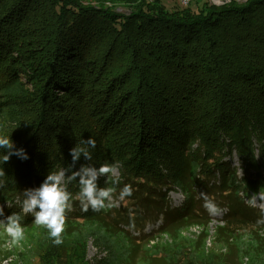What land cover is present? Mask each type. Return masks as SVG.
I'll return each mask as SVG.
<instances>
[{
    "label": "trees",
    "instance_id": "obj_1",
    "mask_svg": "<svg viewBox=\"0 0 264 264\" xmlns=\"http://www.w3.org/2000/svg\"><path fill=\"white\" fill-rule=\"evenodd\" d=\"M93 1L88 8L77 0H0V67L9 69L10 50H18L26 58L21 66L32 70L33 93L19 88L0 110L10 122L2 135L28 156L3 163L0 149V205L6 204L5 216H22L23 229L38 225L21 212L22 191L71 164L70 149L89 137L96 142L92 159L81 155L73 170L118 164L142 179L160 175L170 157L187 152L199 168L210 169L204 161L213 159L235 179L215 155L234 152L242 166L254 168L258 149L264 162V0L221 6L200 0L195 12L167 10L158 1L132 7L135 0ZM108 1L129 12L114 11ZM44 9L45 39L34 50L22 26ZM18 104L21 111L12 112ZM254 177L237 182L253 192L264 183ZM68 190L73 210L66 228L78 229L93 211H81L77 181ZM70 240L36 244L40 263L84 264L85 240Z\"/></svg>",
    "mask_w": 264,
    "mask_h": 264
},
{
    "label": "rangeland",
    "instance_id": "obj_2",
    "mask_svg": "<svg viewBox=\"0 0 264 264\" xmlns=\"http://www.w3.org/2000/svg\"><path fill=\"white\" fill-rule=\"evenodd\" d=\"M77 1L82 7L96 6L93 0ZM155 1L167 10L185 8L180 7L175 0H135L129 5L137 6L143 2L152 4ZM199 1L191 0L186 7L195 12L196 2ZM205 1L210 3V0ZM243 1L238 0L240 3ZM107 5L119 13L129 12L128 6L119 2L115 4L108 1ZM46 11L37 10L29 26H22L24 35L30 36L24 38L25 44L33 45L31 48L34 50L39 49L45 39ZM10 52V68L0 67V110L9 97L18 93L19 88L33 93L30 85L32 70L21 66V61L25 63L26 58L18 50ZM17 81L23 86L19 87ZM23 102L27 103L26 100ZM19 104L12 112L21 111ZM9 127L10 122L0 119V135L10 132ZM186 153L180 152L170 157L160 175L134 179L118 169L120 184L115 186L110 181L106 183V178L101 177L98 181L100 187L114 186L118 193L127 184L132 187V195L119 202L117 207L92 212L81 219L80 228H66L63 243L71 244L72 237L81 241L84 239V264H264V234L255 235L258 228L253 225L254 220L259 218V212L245 203L252 193L264 191V183L257 182L254 191L250 192L246 184L237 182L244 177L245 180H253L257 175L264 178V162L259 159L258 149H254L258 165L254 168L242 166L241 159L234 152L222 157L215 155L219 159L218 163H224L233 172L235 179L226 171L217 170L213 159L204 161L210 169L199 168L194 157ZM184 182L190 183L196 192L199 188L213 185L215 191L204 188V193L213 199L217 197L233 202L238 206L239 213L246 216V220L229 218L221 221V216L229 211L224 206H219V215L203 218L201 207L191 210L192 197L189 191L184 190ZM162 200L165 201L163 205ZM3 205L6 204L0 207ZM153 214L155 218L148 220V216ZM130 219L134 220V229L129 228ZM23 230L22 238L17 240L0 228V264H41L36 255V244L44 241L49 245L52 240H44L47 231L44 233L42 227L33 226Z\"/></svg>",
    "mask_w": 264,
    "mask_h": 264
},
{
    "label": "clouds",
    "instance_id": "obj_3",
    "mask_svg": "<svg viewBox=\"0 0 264 264\" xmlns=\"http://www.w3.org/2000/svg\"><path fill=\"white\" fill-rule=\"evenodd\" d=\"M96 142L92 138L82 139L79 144L70 149L72 163L66 168H61L54 172H49L39 187L28 188L22 191L23 199L18 201L21 212L34 218V223L38 226H44L48 231V236L53 245L63 244V233L66 231L67 216L73 210V193L68 190V185L73 181L78 182V192L75 199L79 202L81 211L87 212L91 209L98 212L103 209L117 207L119 202L132 195L131 185L125 184L117 193L115 185L120 184L118 164L104 163L99 167L91 164H82L78 170H73L74 165L83 155L86 161H91L92 156L90 148H95ZM0 149H5L3 163L9 161L10 157L15 155L21 160H27L28 156L23 148H15L13 141L0 135ZM5 175L0 170V177ZM242 175V171H241ZM101 177L106 178V183L114 186L100 187L98 181ZM0 186L3 181L0 180ZM187 197L185 196V199ZM200 198L203 200V208L210 216H216L221 213L220 207L214 199L208 194L201 192ZM245 203L252 208L258 209L259 218L257 225H264V191L252 193L245 200ZM132 217L131 210L129 211ZM0 228L8 234L9 237L19 240L23 236V227L21 224L22 216L19 213L4 214L3 207H0ZM129 228L134 229V220L130 219Z\"/></svg>",
    "mask_w": 264,
    "mask_h": 264
},
{
    "label": "bare ground",
    "instance_id": "obj_4",
    "mask_svg": "<svg viewBox=\"0 0 264 264\" xmlns=\"http://www.w3.org/2000/svg\"><path fill=\"white\" fill-rule=\"evenodd\" d=\"M183 186L185 187L184 190L185 191H189L191 197H192V200H191V210L193 209H196L197 207H201V214L204 216L203 218L207 219L209 217V214L208 212L203 208V200L200 198V193L201 192H204V188H206V190L210 191V192H213L216 190V187H214L213 185H211L210 187L206 186L204 188H199L198 191L196 192L192 185L188 182H184L183 183ZM214 201L215 203L218 205V206H224L226 208L229 209V211L225 214H223L220 218L221 221H226L228 220L229 218L231 219H235V218H238L240 220H246V216L245 215H241L239 213V209H238V206H236V204H234L233 202H230L226 199H219L217 197L214 198ZM162 205L165 203L164 200H162ZM234 209V211L232 212V210ZM199 211V210H198ZM200 213V211L198 212ZM232 213V214H231ZM146 217V216H145ZM155 218V215H149L148 216V220H153ZM200 223V222H198ZM253 225L258 228L257 231H255V235H259V234H264V225H257L256 224V219L254 220L253 222ZM220 231H222V228H220Z\"/></svg>",
    "mask_w": 264,
    "mask_h": 264
},
{
    "label": "built area",
    "instance_id": "obj_5",
    "mask_svg": "<svg viewBox=\"0 0 264 264\" xmlns=\"http://www.w3.org/2000/svg\"><path fill=\"white\" fill-rule=\"evenodd\" d=\"M180 7H186L191 0H175ZM230 0H210V3L216 6L227 4Z\"/></svg>",
    "mask_w": 264,
    "mask_h": 264
}]
</instances>
